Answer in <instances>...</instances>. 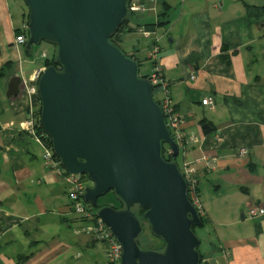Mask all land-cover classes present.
Segmentation results:
<instances>
[{
    "label": "crops",
    "instance_id": "0c3cea01",
    "mask_svg": "<svg viewBox=\"0 0 264 264\" xmlns=\"http://www.w3.org/2000/svg\"><path fill=\"white\" fill-rule=\"evenodd\" d=\"M136 2L147 10L133 15L130 26L140 27L119 48L140 66L147 61L144 76L151 46L160 49L156 63L183 120L204 228L216 242L205 261L264 264V216L248 215L264 209V0ZM21 4L0 0V264H106V246L72 213L69 185L44 168L33 128L40 103L27 87L45 67L15 42L25 27ZM146 24L154 25L149 38L138 33ZM15 76L19 94L7 98Z\"/></svg>",
    "mask_w": 264,
    "mask_h": 264
},
{
    "label": "water",
    "instance_id": "95a60500",
    "mask_svg": "<svg viewBox=\"0 0 264 264\" xmlns=\"http://www.w3.org/2000/svg\"><path fill=\"white\" fill-rule=\"evenodd\" d=\"M131 0H23L25 49H54L53 64L35 83L39 123L64 171L87 177L83 194L121 247L118 264H209L200 262L193 227L200 214L191 204L178 156L153 88L136 61L110 38L129 15ZM20 77L9 79L5 96L19 94ZM112 193L121 208L98 206ZM164 247L141 249L143 225Z\"/></svg>",
    "mask_w": 264,
    "mask_h": 264
},
{
    "label": "built area",
    "instance_id": "2783aa9c",
    "mask_svg": "<svg viewBox=\"0 0 264 264\" xmlns=\"http://www.w3.org/2000/svg\"><path fill=\"white\" fill-rule=\"evenodd\" d=\"M146 10L147 8L140 3L130 2L129 4V12L142 13ZM138 33L142 35L144 38H149L151 35V33L148 30H145L143 28L138 29ZM15 42L17 44L25 43L26 42L25 35L21 34L17 36L15 38ZM159 52L160 49L157 45L151 46V49L148 53V59L153 62V65L146 79L149 81L152 88H155L156 92H158V94L160 95L158 99V104L162 109L166 125L170 132V136L178 146V155L180 158H182V162L181 164H178V166L187 183L188 198L191 204L196 208L198 213L201 215L202 208L197 193V185H198L197 172L194 166L192 165V163L186 160V152L184 149L185 137L183 132L181 131V123L183 120L181 116L175 114L173 111L168 82L164 78L160 67L156 63ZM41 58L43 60L47 59L45 52L41 54ZM39 75L40 73H37L35 75V79L33 83L27 87L28 93L32 95L37 94L35 83ZM190 78L195 79L194 75H191ZM201 103L203 106H207L209 108L213 107V100L211 98L203 99ZM39 137L40 136L36 135V139L39 142V144H41L43 149L42 158H43L44 168L48 171L55 172L58 176H61L64 179V181L69 185L67 197L70 202L72 213L80 221H86L89 223L85 231L91 237V239H93V241L97 243H102L106 246V260H107L106 264H118L122 252L121 247L116 241L115 237L109 231V229L105 226V224H103L97 218L94 209L90 205L85 203L83 198L84 190L87 187L85 183V179L82 178L81 176H73L67 174L64 171V169L61 167L60 162L55 159L51 147L49 148L45 146ZM167 151L168 154L171 153L169 148L167 149ZM245 154H247L246 149L242 148L239 150V155H245ZM248 215L252 219L262 217L264 216V209L252 208L248 211Z\"/></svg>",
    "mask_w": 264,
    "mask_h": 264
},
{
    "label": "trees",
    "instance_id": "16d2710c",
    "mask_svg": "<svg viewBox=\"0 0 264 264\" xmlns=\"http://www.w3.org/2000/svg\"><path fill=\"white\" fill-rule=\"evenodd\" d=\"M133 15H135V13H133V12H129V15L127 16V18L122 22V25L120 26L118 33L110 38V42H111L113 45L119 47V43L121 42V39H122V37H123L124 35H126V34H128V33L135 32L136 29L140 27V26H136V27H131V26H130L129 23L131 22ZM27 16H28V13H26L25 16L22 17L23 20H24L25 28L22 29L21 31H20V30L17 31V32H18L17 34H20V33L22 32V34L25 35L26 39H27V30H26V26H27ZM158 24H160V25H161V24H166V22H158ZM153 27H154V25H152V24H146V25L143 26V29L148 30V31H151V30L153 29ZM24 47H25V45H24ZM25 52H26V54H27L29 57L32 56V51H30V50H26V49H25ZM129 57H131V56H129ZM53 58H54V53L52 54L51 57H48L47 59L44 60V67H47V66L52 65V64H53ZM131 58H133V57H131ZM133 59H134V58H133ZM134 60L136 61L138 67H140V63H139V61L136 60V59H134ZM0 74H1V70H0ZM140 77H141V78H147V75H146V76L143 75V76H140ZM155 91H156V89L153 88V93H154ZM36 96H37V98L39 99V97H38L37 94H36ZM155 102L158 103V101H155ZM39 103H40V101H39ZM39 113H40V107H39V109H38V111H37V118H38V119L36 120V123H35L34 129L36 130V134H37L38 136H40L39 138H40V140L42 141V143H43L45 146H47V147L50 148V147H51V142H50V140L45 136V134H44V132H43V130H42V127L40 126V123H39ZM167 149H168V146L164 145V146H163V154H162V155H163V158H164L167 162H172V161H174V162H176L177 165H178L179 163L177 162L176 159H177V157H179V155H178L175 159H173V158L171 157V155L168 154ZM55 159H56V158H55ZM57 160H58V159H57ZM58 161H59V160H58ZM81 177L84 178V179H87V177H85V176H81ZM87 180H88V179H87ZM98 206H99V207H102V206H106V205H98ZM117 208H121V204H120V203H118ZM117 208H116V209H117ZM94 211H95V209H94ZM143 213H144L143 210H141V209H139V208H135V215L137 216V218L139 219V221H140L141 224L143 225V231H142L140 237H139L138 240H137V244H138V246H139L141 249H148V250L160 251V250H162V248L164 247V243H163L159 238H157V237H155L154 235H152V233L150 232L149 227H148V225H147V223H146V221H145V219H144V217H143ZM200 219H201L200 226H198V227H193V228H192V230H193L194 233H195V230H196V229H203V228L207 225V220H206L202 215H200ZM145 225H147V229H148V233H147V234L145 233V231H146V230H145V229H146V228H145ZM155 241H156V242H155ZM198 252H199V247H198ZM199 256H200V262H201V263H202L203 261H205V257H204L200 252H199Z\"/></svg>",
    "mask_w": 264,
    "mask_h": 264
},
{
    "label": "rangeland",
    "instance_id": "374dc122",
    "mask_svg": "<svg viewBox=\"0 0 264 264\" xmlns=\"http://www.w3.org/2000/svg\"><path fill=\"white\" fill-rule=\"evenodd\" d=\"M20 1L23 3L22 0H20ZM131 2H135L136 3V0H131ZM20 7L22 9L23 16H25V14L27 13V9L24 6V3L21 4ZM132 20H133V17H132ZM21 21L24 24L23 18L21 19ZM53 49L54 48L51 45H49V44L40 43L37 46H33V48H32V58H33L34 61H36V63L41 64L42 61H43V59L41 58V54L43 52H45L46 58L51 57L52 54H53V51H54ZM122 51L125 53L124 50H122ZM147 70H148V63H147V61H145L144 59H142V64H141V66L139 68V73H138L139 76H143L144 73H146ZM159 97H160V95L158 94V92L155 91L153 93L154 100L155 101H158ZM176 160H177L178 163H180L179 157H177ZM85 183H86L87 186L90 185V182L87 179H85ZM98 205H108V206L117 208L118 202L116 201V199L114 198V196L112 195V193H108L105 196L100 197L98 199ZM145 228H146L145 229L146 230L145 233L147 234L148 233L147 225H145ZM195 235H196V237L200 241L199 252L204 257H210L213 254L212 251L214 249V248L211 249L212 244H213V247H215V245H216L215 244L216 242H215V240L213 238V234L211 235L210 232H207V229L203 228V229H196L195 230Z\"/></svg>",
    "mask_w": 264,
    "mask_h": 264
},
{
    "label": "bare ground",
    "instance_id": "6f19581e",
    "mask_svg": "<svg viewBox=\"0 0 264 264\" xmlns=\"http://www.w3.org/2000/svg\"><path fill=\"white\" fill-rule=\"evenodd\" d=\"M170 150V149H169ZM171 152V151H170ZM170 155H171V153H170ZM55 157V156H54ZM56 158V157H55ZM56 160H57V158H56Z\"/></svg>",
    "mask_w": 264,
    "mask_h": 264
}]
</instances>
